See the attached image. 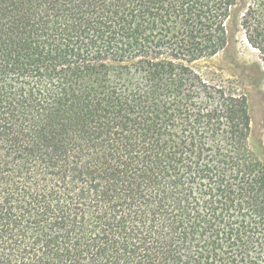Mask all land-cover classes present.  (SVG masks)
<instances>
[{"label":"trees","instance_id":"trees-1","mask_svg":"<svg viewBox=\"0 0 264 264\" xmlns=\"http://www.w3.org/2000/svg\"><path fill=\"white\" fill-rule=\"evenodd\" d=\"M238 32L264 101V0H0V264H264Z\"/></svg>","mask_w":264,"mask_h":264},{"label":"rangeland","instance_id":"rangeland-1","mask_svg":"<svg viewBox=\"0 0 264 264\" xmlns=\"http://www.w3.org/2000/svg\"><path fill=\"white\" fill-rule=\"evenodd\" d=\"M234 38L235 41H231L226 50L198 64L213 77L217 74L239 81L249 94L254 122L257 123L260 121L259 110L263 108L264 101L261 99L262 91L255 84L257 75L249 68V65L258 60L257 52L248 45L242 32H238ZM253 143L258 147L255 139Z\"/></svg>","mask_w":264,"mask_h":264}]
</instances>
